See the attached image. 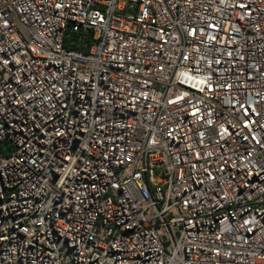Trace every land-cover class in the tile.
Listing matches in <instances>:
<instances>
[{"label":"built area","instance_id":"obj_1","mask_svg":"<svg viewBox=\"0 0 264 264\" xmlns=\"http://www.w3.org/2000/svg\"><path fill=\"white\" fill-rule=\"evenodd\" d=\"M0 264H264V0H0Z\"/></svg>","mask_w":264,"mask_h":264},{"label":"trees","instance_id":"obj_2","mask_svg":"<svg viewBox=\"0 0 264 264\" xmlns=\"http://www.w3.org/2000/svg\"><path fill=\"white\" fill-rule=\"evenodd\" d=\"M77 32H68V36H65L64 38V45L67 48H77V49H82L80 46L79 42L76 40Z\"/></svg>","mask_w":264,"mask_h":264}]
</instances>
